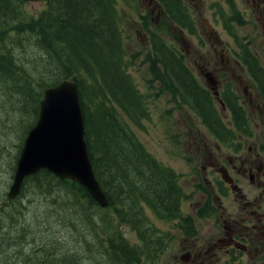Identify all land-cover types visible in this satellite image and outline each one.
Masks as SVG:
<instances>
[{"label": "trees", "instance_id": "trees-1", "mask_svg": "<svg viewBox=\"0 0 264 264\" xmlns=\"http://www.w3.org/2000/svg\"><path fill=\"white\" fill-rule=\"evenodd\" d=\"M25 1L0 0V82L7 86L4 90L10 96L15 93L22 98L25 112L31 110L34 114V120L26 125L25 131L36 120L44 88L63 78L76 82L88 155L108 205L101 207L79 183L60 179L42 169L24 179L18 196L5 198L7 201L4 202L12 205L10 210L0 201V223L3 224L4 217L9 226L16 227V235H9L6 241L10 246L24 243V234L28 235L29 228L22 198L33 191L44 195L48 206L54 210L55 207L74 209L75 220L82 222L84 231L81 234L88 251L102 253L106 264H142L145 257L152 260L150 255L154 254L146 252V248L154 241L149 236L150 239H144L142 233L147 234L148 228L135 208H138L139 200H143L158 216L171 214L177 204L178 189L177 176L168 168L162 170L154 157L136 146L117 111L121 109L134 122L139 115L144 117L146 114L142 106L144 94L139 92L128 70L133 64L131 59L139 54L136 52L128 57V34L122 26V4L137 3V0H45L44 7L36 15L22 8ZM153 2L170 21L191 32L195 30L192 18L188 17L189 11L184 14L181 0ZM135 10L141 30L138 31L151 42L142 59L143 64H148L151 79L158 80L161 91L171 94L172 98L180 97L183 102H190L195 112L207 122L216 121V113L207 104V95L187 67L184 56L167 44L162 30L154 28L152 7L147 13H142L136 5ZM178 15L181 16L179 21ZM25 38L31 42L30 49L36 53L34 62H40L42 72L37 66L27 64L32 56L28 60L22 59L15 52L16 44H22ZM6 41L9 44L6 45ZM179 87L187 91L190 98L186 99ZM92 109L97 111L94 117L99 133L91 132L89 128L88 115ZM118 124L122 126L119 132L126 140L117 136L115 128ZM97 139L99 145L94 147ZM126 141L127 147L121 149V143L126 144ZM55 211L50 209L51 215L60 213ZM57 219L61 220L59 214ZM61 222L68 230L78 231L68 217ZM121 224L138 231L136 245L129 243L120 230ZM61 240L62 237L57 236L50 244L42 242L32 254L6 255L2 264H75L77 251L74 254L64 251Z\"/></svg>", "mask_w": 264, "mask_h": 264}, {"label": "rangeland", "instance_id": "rangeland-1", "mask_svg": "<svg viewBox=\"0 0 264 264\" xmlns=\"http://www.w3.org/2000/svg\"><path fill=\"white\" fill-rule=\"evenodd\" d=\"M181 3L185 8L184 14L186 15L187 11L190 13L188 17L192 18L195 29L193 32L183 28V26H179L175 21H170L167 15L159 10V5L157 3L155 4L153 0H137V3L122 4L121 13L124 16L122 26L126 34H128V39L126 40V47L129 53L128 57L136 52L139 54L137 58L134 57L131 59L133 60V64L128 67V70L139 92L144 94L142 106L145 108L146 114L144 117L139 115L140 118H136L134 122L121 112V109H117V111L121 117L122 125L131 133L136 146H141L142 152H148L149 155L154 157L162 170L168 168L177 176V196L179 198V204L187 210V214L190 213L191 215V213H193L192 209H194V204L197 202H199L200 205L196 207L193 215H196V213L201 210L200 206L206 203L208 205L202 208L205 210L198 215L201 221H193L196 230V234L194 235L195 238L194 236H190V239H194L187 241L184 240L185 234L182 230L191 229L190 223L182 222L176 227L177 225L175 222L166 221L168 219V213H163V216H159L161 220L156 214H153L154 212L148 204L143 200H139L138 208H135V211H138V214L141 216L140 219L148 228V235L145 233H142V235L145 240L152 238L154 241V244L148 248L142 244V246L146 248V252L154 254L150 255L152 260H148V258L145 257L142 260V264H221L224 258H220L219 260L216 258L218 255L222 254H215L214 249L208 250L207 247L221 230V226L217 221H213L210 217L207 218L210 214L209 211L212 210V208L209 210L211 193L208 187L209 184L205 182V179L203 180V176L205 175V178L212 179L215 182L214 175L210 173L209 168L203 169L204 164L202 157H205L208 150L205 149L203 144L200 146L198 144V147H196L195 144L199 143V139L202 138L201 131L207 137L211 138V136L202 126L204 121L202 118L196 116V112L190 102H183L180 97L179 99L172 98L171 94L166 91H161L160 82L155 80V78H153V80L151 79L150 71L147 66L148 64H143L142 62L145 50L148 51L151 42L148 40L147 36H142V32L138 31L140 30V23L138 15L136 14L138 11L135 10V5L142 13H147L148 8L152 7L153 10L151 14L154 28L157 31L159 29L163 31L161 35L167 40V44L177 49L178 52L184 56L187 61V67L193 71L196 77L198 75L201 76L199 63L203 64V60L207 59L209 56L216 62L219 60L218 53H215L210 43H207L205 40L207 34L201 32L202 30L205 31L203 27H207L208 30L210 29L209 27H214L218 37L224 43H229V46L233 44L232 36H229V31L224 28L223 20L218 15L216 19H213L212 15L213 11L223 12L224 16L225 13L228 14L227 7L224 5L223 0H181ZM213 3H216V5L210 7ZM172 5L175 7V4L172 3ZM43 7L44 3L41 1L32 2L26 0L24 4H22V8L34 15ZM227 16L229 15L225 17ZM180 19L181 16L178 15L177 20L179 21ZM226 21L228 22L229 20ZM181 29L183 32H181ZM251 29L255 28L238 27L235 29L233 25L231 31L237 32L239 36L247 35L249 38L253 39L259 37L260 40L261 35L258 36L255 33L260 30V26L257 24L255 30ZM11 35L13 34L11 33ZM200 37L205 44H200ZM22 41V44H16L15 52L17 55L20 54L22 59L27 58L28 60L29 57L32 56V58L27 61V64L30 63L33 66H37L39 68L38 71L42 72L40 62H34L33 57L36 53L30 49L32 45L31 42H28L26 38ZM7 44H9L8 41H6V45ZM13 44L14 42L11 43V45ZM204 45V48L199 49ZM242 74L243 77L247 78L245 73ZM200 82L204 84L202 80H200ZM6 87L5 84L0 82V201L3 202L6 200L5 198H8L6 193L12 182L16 160L21 149L19 145L23 143L28 130L33 126L32 124L25 131L26 125L34 120V114L31 110L25 112L22 98L15 93H11L10 96L4 90ZM205 88L210 90L207 85ZM179 92L182 93L186 99L190 98L188 92L183 88L179 87ZM239 92L242 93L241 87H239ZM258 95L260 96V94ZM212 96L206 101L207 104L216 109L220 120L225 121L226 118H228V114L220 109L218 102L214 100ZM218 96L220 97V95ZM96 112L97 111L93 109L91 112L89 111V128L91 132L99 133L97 130L98 121L94 117ZM252 115L255 116V113ZM260 116L261 114H257L253 120L256 119L258 121ZM108 120H110V118H108ZM121 127L122 126L118 124L115 129L117 136L123 141V139L126 140V137L120 134L119 129ZM198 128H200V130ZM256 130L259 131L260 129L256 128ZM117 138H115V140ZM98 145L99 140H94V147H98ZM122 147H127V141L126 144L121 143V149ZM210 149L215 151L213 142L210 144ZM197 182L202 184L201 189L196 188L195 185ZM201 194L204 195V197ZM43 197L44 195L31 191L28 192V196H23L22 198L26 206L24 211H27L26 218L29 228L28 235L24 234L26 236L24 243H20L17 246H10L8 244L6 239L9 235H16V227L9 226L5 218L2 217L3 224L0 223L2 225L0 229V264L3 263L6 255L12 256L17 252L18 254L22 252L24 255L29 253L32 254L36 252L40 243L50 244L57 236L62 237L61 241L64 251L69 250L72 254L77 251L75 255L77 259L75 264H106L103 260L102 253L88 251L87 244H84L85 238L82 237L81 234V232L84 231L81 227L82 222L75 220L74 209L64 210L61 207H55V210L60 212L57 214H59L61 220H58L57 214L51 215L50 209L55 213L56 211L54 208L48 206ZM6 201L4 202V208L10 210L12 205ZM133 203H135V199ZM210 205L212 206V204ZM67 217L68 221L73 220L76 224L78 230L76 233L68 230L69 228L61 222L66 221ZM49 227H52V229L48 230ZM120 230L130 244L136 245L138 243V231L133 230L127 224H121ZM86 238L89 239L87 236ZM88 241L91 242L90 239ZM196 248L203 251L200 257L195 258L194 252ZM244 263L247 264L246 261Z\"/></svg>", "mask_w": 264, "mask_h": 264}, {"label": "flooded vegetation", "instance_id": "flooded-vegetation-1", "mask_svg": "<svg viewBox=\"0 0 264 264\" xmlns=\"http://www.w3.org/2000/svg\"><path fill=\"white\" fill-rule=\"evenodd\" d=\"M223 3L228 10L225 16H229L225 17L223 12L218 11H213L212 15L213 19L218 15L223 20L233 44L229 46V43H224L214 27H209V30L203 27L205 31L201 32L207 34L205 40L218 53L219 60L216 62L209 56L210 59L203 60V64L199 63L201 76L196 77L190 69L202 86L201 90L209 97L213 95L220 109L228 114V118L222 121L216 109L211 107V111L216 113V121L207 122L196 113L204 121L202 126L211 136L209 138L201 131L202 138L199 143H195L196 147L203 144L208 150L202 157L203 169L209 168L215 180L203 176L211 193L212 206L209 204V210H212L207 218L210 217L221 226L207 247L208 250L214 249L215 254H222L216 258H224L221 264H245V261L247 264H264V0H223ZM214 5L216 3L210 7ZM257 24L260 30L255 33L261 35L260 40L259 37L253 39L231 31L233 25L235 29H256ZM199 39L200 44H205L201 37ZM206 85L211 91L205 88ZM253 113L255 116L261 114L259 122L253 120ZM255 127L260 130L257 131ZM211 142L215 151L210 149ZM195 186L201 189L202 184L197 182ZM194 205L193 213L187 214L178 198L175 208L171 214L168 212V219H165L175 222L176 227L182 222L190 223L191 229L182 230L187 241L195 238L193 221H201L198 215L205 210L202 208L208 206L207 203L200 206L201 210L193 215L200 203ZM190 236L194 238L190 239ZM195 250L194 257H200L203 250Z\"/></svg>", "mask_w": 264, "mask_h": 264}, {"label": "water", "instance_id": "water-1", "mask_svg": "<svg viewBox=\"0 0 264 264\" xmlns=\"http://www.w3.org/2000/svg\"><path fill=\"white\" fill-rule=\"evenodd\" d=\"M84 134L76 82L64 78L44 88L37 119L28 130L16 160L7 197L14 199L26 177L45 169L60 179L79 183L101 207L107 206L108 199L94 174Z\"/></svg>", "mask_w": 264, "mask_h": 264}]
</instances>
